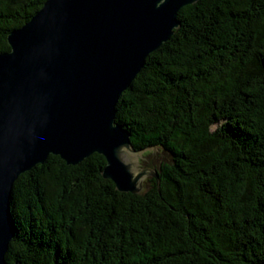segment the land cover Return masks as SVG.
<instances>
[{
    "label": "trees",
    "instance_id": "16d2710c",
    "mask_svg": "<svg viewBox=\"0 0 264 264\" xmlns=\"http://www.w3.org/2000/svg\"><path fill=\"white\" fill-rule=\"evenodd\" d=\"M44 1L0 0V53ZM176 18L115 106L158 181L121 192L102 155H48L13 183L6 264H264V0Z\"/></svg>",
    "mask_w": 264,
    "mask_h": 264
},
{
    "label": "water",
    "instance_id": "95a60500",
    "mask_svg": "<svg viewBox=\"0 0 264 264\" xmlns=\"http://www.w3.org/2000/svg\"><path fill=\"white\" fill-rule=\"evenodd\" d=\"M197 1L45 0L9 31V50L0 53V264L15 232L13 183L48 155L68 165L102 155V176L121 192L158 181L140 164L148 148H134L115 106L146 56L179 26L178 10Z\"/></svg>",
    "mask_w": 264,
    "mask_h": 264
},
{
    "label": "rangeland",
    "instance_id": "374dc122",
    "mask_svg": "<svg viewBox=\"0 0 264 264\" xmlns=\"http://www.w3.org/2000/svg\"><path fill=\"white\" fill-rule=\"evenodd\" d=\"M148 150H149V149H148ZM150 150L152 151V149H150ZM155 153H156V150H155ZM157 155H158V153H156V155H154L153 159H152V157H149L148 159H149V160L157 159ZM164 156H166V155L164 154L163 157H164ZM141 157H143V158L145 157V156H144V153L141 154Z\"/></svg>",
    "mask_w": 264,
    "mask_h": 264
}]
</instances>
